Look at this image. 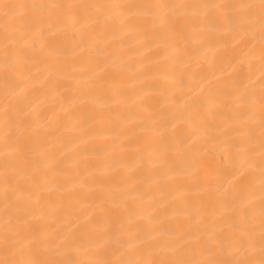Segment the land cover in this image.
<instances>
[{"label":"bare ground","instance_id":"6f19581e","mask_svg":"<svg viewBox=\"0 0 264 264\" xmlns=\"http://www.w3.org/2000/svg\"><path fill=\"white\" fill-rule=\"evenodd\" d=\"M0 264H264V0H0Z\"/></svg>","mask_w":264,"mask_h":264}]
</instances>
